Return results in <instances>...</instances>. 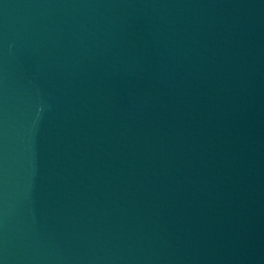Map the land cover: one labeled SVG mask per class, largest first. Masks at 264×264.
<instances>
[{
  "label": "water",
  "instance_id": "water-1",
  "mask_svg": "<svg viewBox=\"0 0 264 264\" xmlns=\"http://www.w3.org/2000/svg\"><path fill=\"white\" fill-rule=\"evenodd\" d=\"M0 264H264L254 0H0Z\"/></svg>",
  "mask_w": 264,
  "mask_h": 264
}]
</instances>
